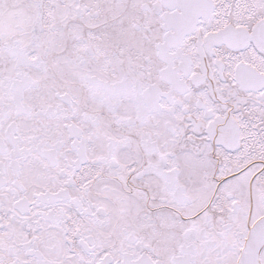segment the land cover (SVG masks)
Segmentation results:
<instances>
[{"label":"snow or ice","instance_id":"6c2138e0","mask_svg":"<svg viewBox=\"0 0 264 264\" xmlns=\"http://www.w3.org/2000/svg\"><path fill=\"white\" fill-rule=\"evenodd\" d=\"M0 264H264V0H0Z\"/></svg>","mask_w":264,"mask_h":264}]
</instances>
